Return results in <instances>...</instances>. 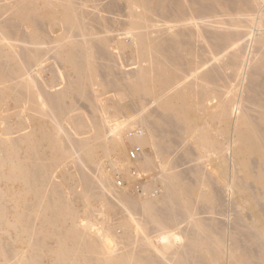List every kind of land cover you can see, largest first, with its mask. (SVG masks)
<instances>
[{
	"label": "bare ground",
	"instance_id": "bare-ground-1",
	"mask_svg": "<svg viewBox=\"0 0 264 264\" xmlns=\"http://www.w3.org/2000/svg\"><path fill=\"white\" fill-rule=\"evenodd\" d=\"M104 1L0 0V264H264V0Z\"/></svg>",
	"mask_w": 264,
	"mask_h": 264
},
{
	"label": "rangeland",
	"instance_id": "rangeland-1",
	"mask_svg": "<svg viewBox=\"0 0 264 264\" xmlns=\"http://www.w3.org/2000/svg\"><path fill=\"white\" fill-rule=\"evenodd\" d=\"M101 1H103V0H101ZM106 1V0H105ZM104 1V2H105ZM124 57H125V60H124ZM121 58V60H123V61H121L120 59V63H119V65L120 66H122V67H120L121 69L122 68H124L123 70H125V72H132V70L133 69H137L138 67V65H131V66H129V61H127V55L125 56V55H123V56H121L120 57ZM122 62V63H121ZM129 64H128V63ZM123 64V65H122ZM125 64V65H124ZM128 64V65H127ZM131 67V68H130ZM133 67V68H132ZM128 70V71H127ZM134 71V70H133ZM44 76H50L49 75V73H46V74H44ZM47 79V78H46ZM63 85V84H62ZM58 86L57 87V89L59 90V89H62V87L64 86ZM61 87V88H60ZM48 90V89H47ZM50 91V90H49ZM113 92H111V93H109L108 94V96H112L113 94H112ZM112 94V95H111ZM77 104H78V106H80V108H82V112L84 111V113H88V110H89V107L87 106V104L84 102V101H78L77 102ZM82 105V106H81ZM86 105V106H85ZM153 106V104H150V108ZM154 106H155V104H154ZM154 106L152 107L153 109H154ZM85 107V108H84ZM131 107V106H130ZM135 110V108L133 109V105H132V108L129 110V112H131L132 114H127L126 116L125 115H123V118H122V116H121V118L120 119H117V122H118V120H120L119 122H120V125L122 126V127H125V121H127V118L126 117H130L131 115L133 116V117H135V120H136V114H138L137 112H139L138 110L139 109H137V112H133V111ZM133 113H134V115H133ZM108 114V113H107ZM130 115V116H129ZM104 116H107L105 119H107V121L109 122L110 120H111V122H113V123H111V122H109V123H111L110 125H108L109 123H107V126H109V127H111L113 124V126L115 127V126H117V124L119 123H117L116 121H112V118H110V115H106V113L104 114ZM125 116V117H124ZM130 117L129 118V121H128V123H130V122H132L131 120H134L133 119V117ZM108 118H110V120L108 119ZM125 118V119H124ZM124 119V120H123ZM13 120H15V119H13ZM12 120V123H14V121ZM121 120H122V122L124 123H122L121 122ZM134 120V121H135ZM115 122V123H114ZM117 123V124H116ZM124 126H123V125ZM119 125V124H118ZM112 126V127H113ZM139 127V126H138ZM137 126H136V128L134 129V131L132 130H129L128 132H127V136L128 137H132L133 135H136V134H138V133H140V130H142V128L141 127H139V128H141V129H138L137 130V128H138ZM136 130V131H135ZM27 132H28V130H27ZM129 133V134H128ZM134 133H136V134H134ZM131 144L128 142V141H126L125 142V146H126V148H127V154L129 155H127V157H129V158H131L130 157V153H131V151H133V150H137V151H139L140 150V148H136V146H130ZM134 149H133V148ZM139 153V152H138ZM179 156H181V153H179L178 155H177V158L179 157ZM137 157H138V155H137ZM103 160H107L108 162H105V161H102V164L105 162V164L104 165H102L104 168H107L106 169V171L108 172V173H111L110 175L112 176V184H113V187L115 188L114 190L116 191V193H118V194H122L123 196H125V198H127L128 200H131V199H133V198H136L137 197V194H138V196H139V194L141 195V193L143 192L142 191V189H143V187H142V185H144V183L145 182H147V183H145V185L146 184H148V183H152V180L153 179H151V175L150 174H148V173H146V174H139V172L137 173L136 171H135V169H133L132 171L134 172V174L133 175H137V176H135L134 178H132V179H129V180H127L126 178H125V174H124V172H121V171H119V170H113V171H111L112 170V167L110 166L111 164H108V163H110L109 162V160L106 158H104ZM129 160H131V161H135V160H132V159H129ZM130 161V162H131ZM185 162H187V160L186 161H183V163H181V165H180V168H178V170H180V171H187V170H189L191 167H192V165L195 163V162H188V163H185ZM191 163H193V164H191ZM196 164V163H195ZM194 164V165H195ZM109 168V169H108ZM91 169V170H90ZM90 169H87V170H85L86 171V173L87 172H89V174L88 175H90V177L92 178L95 174L97 175V170L96 169H94V168H90ZM110 171V172H109ZM95 172V174L92 176V174ZM113 172V173H112ZM135 173H137V174H135ZM132 175V176H133ZM96 177V176H95ZM94 177V178H95ZM93 179V178H92ZM96 179V178H95ZM135 179V180H134ZM151 179V180H150ZM149 181V182H148ZM155 190H156V192L158 193L159 192V190H158V187L157 188H155ZM158 190V191H157ZM98 191V190H97ZM143 194V193H142ZM226 198H227V196H226ZM229 200H228V198H227V200H225V203L227 202L228 203V205L227 204H225V208H223L224 210H225V212H224V210H223V214H224V216L225 217H223L222 218V216L220 217V220L222 221V223H223V225L226 227V225L227 226H231L232 227V220L234 219V217L233 216H235V212H233V207L231 208V206L229 205V202H228ZM96 208L97 209H99L100 210V208H102V207H100V205H98V206H96ZM103 209V210H102ZM100 211H99V213H95V215H94V217L97 219V220H99L98 222H100L99 224H101V223H103V219L105 218L104 216H106L107 218H106V221H107V224H105V223H103V224H105V225H107L110 229H111V231L112 232H114L118 237H120L121 235H122V233H123V231H122V226H121V224H122V221H123V218L125 217V215L123 214V211L122 210H120L118 207H116L111 213L109 212H107V210L106 209H104V208H102ZM97 211V212H98ZM231 211H232V213H231ZM103 212V214H100V213H102ZM197 215H198V210H197V208H196V212H195ZM234 213V214H233ZM228 216H229V218H228ZM226 218H228L227 220H226ZM223 219V220H222ZM105 220V219H104ZM105 221V222H106ZM226 222V224H225V222ZM228 223V224H227ZM185 225V224H184ZM184 225H182V226H184ZM100 227H101V225H99ZM98 226V227H99ZM230 227V228H231ZM109 244L110 245H113L114 243L113 242H109ZM122 246L120 245L119 246V248H121ZM45 259H47V258H45ZM44 259V262H46V264L48 263H51L50 261H49V259H47V260H45ZM49 261V262H48ZM51 264H53V263H51Z\"/></svg>",
	"mask_w": 264,
	"mask_h": 264
},
{
	"label": "built area",
	"instance_id": "built-area-1",
	"mask_svg": "<svg viewBox=\"0 0 264 264\" xmlns=\"http://www.w3.org/2000/svg\"><path fill=\"white\" fill-rule=\"evenodd\" d=\"M138 152L139 151H137V150L131 151L130 157H131L132 160H135L137 158Z\"/></svg>",
	"mask_w": 264,
	"mask_h": 264
}]
</instances>
